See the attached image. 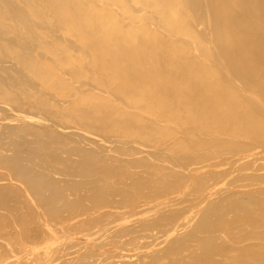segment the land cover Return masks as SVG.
<instances>
[{
  "label": "bare ground",
  "instance_id": "1",
  "mask_svg": "<svg viewBox=\"0 0 264 264\" xmlns=\"http://www.w3.org/2000/svg\"><path fill=\"white\" fill-rule=\"evenodd\" d=\"M0 264H264V0H0Z\"/></svg>",
  "mask_w": 264,
  "mask_h": 264
}]
</instances>
